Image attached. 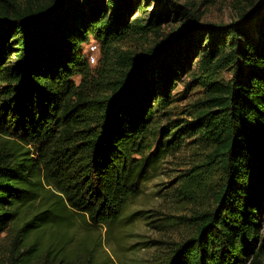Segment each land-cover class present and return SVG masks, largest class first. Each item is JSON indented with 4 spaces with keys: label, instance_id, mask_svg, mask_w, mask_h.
I'll return each mask as SVG.
<instances>
[{
    "label": "trees",
    "instance_id": "obj_1",
    "mask_svg": "<svg viewBox=\"0 0 264 264\" xmlns=\"http://www.w3.org/2000/svg\"><path fill=\"white\" fill-rule=\"evenodd\" d=\"M139 1L0 0V264H99L68 227L118 224L187 143L192 208L147 244L154 264H264V5L219 24L169 0L145 19Z\"/></svg>",
    "mask_w": 264,
    "mask_h": 264
},
{
    "label": "rangeland",
    "instance_id": "obj_2",
    "mask_svg": "<svg viewBox=\"0 0 264 264\" xmlns=\"http://www.w3.org/2000/svg\"><path fill=\"white\" fill-rule=\"evenodd\" d=\"M169 1L190 8L202 22L219 24L240 20L242 16L255 13L264 4V0ZM139 2L141 7L137 9L136 15L148 19L156 10L158 0ZM187 22V17H183L182 21L176 19L169 21L162 27L160 37L155 35L149 37L146 47L153 46L157 40L171 38L179 31L186 30ZM92 43L95 42L91 41ZM88 48L86 44L84 46L86 55ZM182 88L180 87L178 91L182 92L184 90ZM193 97V93L188 94L187 99L179 101L180 105L185 106ZM189 144H185L176 154L166 156L158 162L151 170L149 179L142 183L141 195L129 203L118 224L112 228H93L80 221H73L66 230L71 238L70 249L86 240L90 249L95 252L99 264H154L155 248L147 244L156 239L180 237L184 232L182 218L188 216L192 208V203L181 193L180 188L183 185L179 177L182 170L186 169V164L196 154ZM165 219L169 221L167 227H159ZM0 260H4L2 255ZM2 264H6L5 261Z\"/></svg>",
    "mask_w": 264,
    "mask_h": 264
},
{
    "label": "built area",
    "instance_id": "obj_3",
    "mask_svg": "<svg viewBox=\"0 0 264 264\" xmlns=\"http://www.w3.org/2000/svg\"><path fill=\"white\" fill-rule=\"evenodd\" d=\"M88 59L92 65L96 64L99 60L100 56V46L95 42V43H89L88 44Z\"/></svg>",
    "mask_w": 264,
    "mask_h": 264
},
{
    "label": "water",
    "instance_id": "obj_4",
    "mask_svg": "<svg viewBox=\"0 0 264 264\" xmlns=\"http://www.w3.org/2000/svg\"><path fill=\"white\" fill-rule=\"evenodd\" d=\"M263 5H264V4H262V6H260V8H262V7H263Z\"/></svg>",
    "mask_w": 264,
    "mask_h": 264
}]
</instances>
